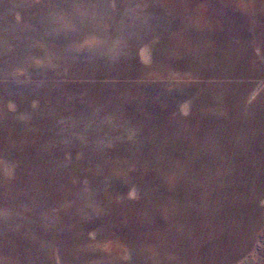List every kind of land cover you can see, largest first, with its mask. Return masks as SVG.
Segmentation results:
<instances>
[{"label": "rangeland", "instance_id": "rangeland-1", "mask_svg": "<svg viewBox=\"0 0 264 264\" xmlns=\"http://www.w3.org/2000/svg\"><path fill=\"white\" fill-rule=\"evenodd\" d=\"M257 102L264 0H0V264H264Z\"/></svg>", "mask_w": 264, "mask_h": 264}, {"label": "crops", "instance_id": "crops-1", "mask_svg": "<svg viewBox=\"0 0 264 264\" xmlns=\"http://www.w3.org/2000/svg\"><path fill=\"white\" fill-rule=\"evenodd\" d=\"M248 105V104H247ZM257 105H259L258 104V102H257V104H256V106L255 107H252L253 108V110H259V113L257 114V116L256 117H254V120L253 121H255L256 122V124H259V123H261V125H255V128L256 129H260L261 128V126H262V122L264 121V106L261 108L260 106H257ZM249 107V106H248ZM255 114V113H254ZM251 117V116H250ZM249 119V118H248ZM264 128V127H263Z\"/></svg>", "mask_w": 264, "mask_h": 264}]
</instances>
